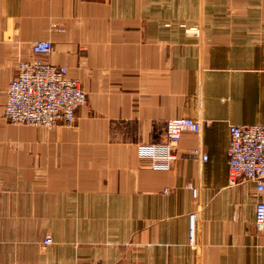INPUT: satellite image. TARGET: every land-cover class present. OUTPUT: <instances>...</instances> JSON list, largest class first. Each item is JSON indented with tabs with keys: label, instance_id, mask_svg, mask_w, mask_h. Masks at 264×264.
<instances>
[{
	"label": "crops",
	"instance_id": "obj_1",
	"mask_svg": "<svg viewBox=\"0 0 264 264\" xmlns=\"http://www.w3.org/2000/svg\"><path fill=\"white\" fill-rule=\"evenodd\" d=\"M47 39L86 103L70 126L9 123L16 62ZM173 117L201 130L152 169L138 145L165 141ZM253 123L264 0H0V264H264L255 183H228L229 126Z\"/></svg>",
	"mask_w": 264,
	"mask_h": 264
},
{
	"label": "built area",
	"instance_id": "obj_2",
	"mask_svg": "<svg viewBox=\"0 0 264 264\" xmlns=\"http://www.w3.org/2000/svg\"><path fill=\"white\" fill-rule=\"evenodd\" d=\"M53 49L50 40H35L30 43L32 57L16 62L14 75L5 88L3 116L16 125L53 127L69 125L76 111L87 100L86 91L78 80L67 75V68L50 62ZM202 123L198 119L173 117L167 120L165 141L139 143V155L151 162L152 169H168L178 159L176 145L183 132L199 133ZM228 183L236 185L253 181L257 192L254 205V224L257 230L264 228V123L232 124L229 126ZM200 160L206 159L199 148ZM194 152V150L192 151ZM193 198L197 188L187 185ZM196 212L189 214V244L196 248ZM50 236L45 237L48 243Z\"/></svg>",
	"mask_w": 264,
	"mask_h": 264
},
{
	"label": "rangeland",
	"instance_id": "obj_3",
	"mask_svg": "<svg viewBox=\"0 0 264 264\" xmlns=\"http://www.w3.org/2000/svg\"><path fill=\"white\" fill-rule=\"evenodd\" d=\"M73 123H74V121H73L71 124H69V125H63V126H70V125H72ZM57 126H59V125H57ZM57 126H53V127H50V128H47V127H41V126H37V127H41V128H44V129H52V128H55V127H57ZM47 235L50 236V241H49L48 243H45L44 240H45V237H46ZM51 243H52V241H51V235H50L49 233H46L45 236H44V239H43L42 242L39 244L38 251H40V252L44 251L45 247L48 246V245H50Z\"/></svg>",
	"mask_w": 264,
	"mask_h": 264
}]
</instances>
